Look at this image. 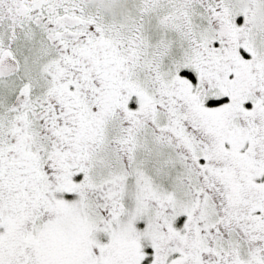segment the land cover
I'll return each mask as SVG.
<instances>
[{"label": "snow or ice", "instance_id": "snow-or-ice-1", "mask_svg": "<svg viewBox=\"0 0 264 264\" xmlns=\"http://www.w3.org/2000/svg\"><path fill=\"white\" fill-rule=\"evenodd\" d=\"M0 264H264V0H0Z\"/></svg>", "mask_w": 264, "mask_h": 264}]
</instances>
